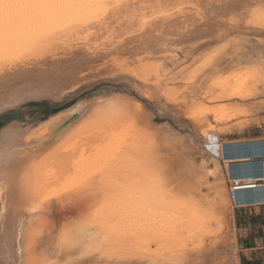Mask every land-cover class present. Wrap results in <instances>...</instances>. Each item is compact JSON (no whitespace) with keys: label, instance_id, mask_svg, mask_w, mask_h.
Masks as SVG:
<instances>
[{"label":"rangeland","instance_id":"1","mask_svg":"<svg viewBox=\"0 0 264 264\" xmlns=\"http://www.w3.org/2000/svg\"><path fill=\"white\" fill-rule=\"evenodd\" d=\"M202 1L152 0L141 6L140 0H119L118 6H110L99 18L70 15L66 23L47 30L60 31L55 38L41 37L42 32L32 30L22 37L24 45L20 39L14 42L13 49L0 52V59L9 54L29 58L27 63L14 66V73L10 70L3 75L5 78L0 77V97L7 90L21 88V93L25 92L46 74L51 83L45 88L52 89L54 84L60 90L67 88L59 100H26L1 111L0 129L8 123L25 131L40 128L77 103L95 97L106 100L113 95L134 110L147 106L139 123H133L127 111L128 118L115 123L92 122L98 123V128L94 129L96 124L89 126L94 127L78 135L79 139L84 137L82 140L76 139L77 134L67 139L69 142L62 145L73 148L70 151V147H64L70 167L67 165L61 174L58 168L66 155L61 152V162L51 156L59 164L53 172L57 162L49 166L53 163L50 158L47 166L53 170H44L55 174L45 175L51 181L44 177L45 182H51L44 184L43 190L48 213L45 227L32 239L34 259H47L51 264H242L246 256L238 244L229 187L222 171L224 164L206 153L203 145L208 134L218 137L220 143L264 138L260 126L264 121V79L260 75L259 52L264 36L255 25L245 22L237 28L233 23L239 16H250L261 0H229L233 2L230 4L228 0H209L210 4ZM116 3L117 0L110 5ZM125 7L133 11L128 17L137 14L142 22L157 14L172 20L168 28L176 32L172 36L169 30L168 35L162 32L169 40L165 42L166 51L160 53L163 60L159 64L150 58L151 54L135 50L134 40H127L131 36L117 41L112 22L120 21L119 12ZM74 24L83 31L90 24H106L108 30L100 34V42H117L102 46L91 42L87 33L73 36L77 34L66 28ZM250 27L253 30L246 31ZM81 36V41L75 40ZM250 37H254L255 54L244 42ZM132 53L137 57L140 54L143 66L152 61L150 67L132 65L137 59L133 57L131 61ZM29 54L35 56L34 60ZM210 60L215 62L211 72L206 67ZM158 82L161 85L157 87ZM149 113H154L151 119ZM113 125L117 130L120 126L121 133H114ZM215 160L219 161L218 173L208 176L207 170ZM86 181L95 185L89 189L93 194L87 204L74 208L66 203L62 194ZM85 229L92 230L91 240ZM61 230L64 236L59 235ZM40 240L48 247L37 251Z\"/></svg>","mask_w":264,"mask_h":264},{"label":"bare ground","instance_id":"2","mask_svg":"<svg viewBox=\"0 0 264 264\" xmlns=\"http://www.w3.org/2000/svg\"><path fill=\"white\" fill-rule=\"evenodd\" d=\"M114 1L116 0H108L109 5L113 3ZM140 1H141L140 3L141 6H144L148 3H152V0H140ZM202 2H205V1L203 0ZM207 2L208 4L211 3L209 0L206 1V3ZM227 2H229V0ZM230 2L233 3L232 1ZM230 2L227 4H230ZM126 8L128 7H125V9H122L119 12V14L122 15L120 17V21L112 22V24L115 25L114 31H117L115 33V36L117 37L116 38L117 41L122 37H125L128 35L131 36V38L127 40H131V41L134 40L132 43L133 44L132 46H134V49L140 52L141 54L153 55V57L150 55V58L151 59L155 58L159 64L160 61L163 60V57L161 56L160 53L166 51L165 42L169 40L166 38V35L162 34V32H165L168 35L169 33L168 30H169L172 32L171 36L174 35L176 32L168 28L172 20H169V18H164L163 16H159L160 14H157L158 17H154L149 20L146 18H143V20H148V21L142 22V21H139L140 19L139 20L137 19L138 17L137 14H135L133 17H128L130 14L133 13V11L129 10V8L128 9ZM77 11L81 12L82 14L74 15V16L78 18H82V19L83 18L90 19L91 17L95 16L93 13L96 10L91 9V8H85V9L77 10ZM102 12L103 11H101L100 13ZM155 13L157 12H154L153 14ZM69 16L70 15H67V14L52 16L46 10H43V9L28 8V7H15V8L8 9V8H5L3 5H0V23H2L4 27H6L9 31L13 33L14 42L20 39L23 42L24 40L22 39V37H24L28 32L32 30H38L42 32L40 33L41 37L49 36L50 38H55L60 33V31L51 30L52 32L50 31L48 32L47 30L53 27L54 25L58 26L60 25V23H66V20L69 18ZM123 16H127L130 19L124 18ZM118 18L119 17H117V19ZM163 20L168 21V22L165 23L163 22ZM75 24L66 28L67 32L70 31V33L72 32L71 34H74V33L77 34L73 36H79V35H83L87 33L88 34L87 37L88 39H91L90 40L91 42L96 41V43L98 44L100 43L101 45L103 44L104 46H105V43H108L109 45V43L113 44L117 42L116 40H113L114 42H112V41H107L106 39H103L104 43L100 42V39H99V37L101 36L100 34L108 30V25L106 24L102 26L101 24L103 23L93 24V25L90 24L88 25L89 29L87 31H83V30H80V28H76L75 26L77 25ZM143 27H145V29H143ZM48 33H52V34L48 35ZM145 33H148V34L146 36L141 35ZM97 37L99 41L96 40ZM81 38L83 37L82 36L76 37L75 40L81 41ZM129 44L130 43H127V45ZM23 45H24V42H23ZM28 46L29 45H27V47L25 46V48H28ZM129 46L131 48V45ZM132 54H134L135 56L132 55L130 57L131 61L133 60V57H137L135 53H132ZM137 55L138 57L136 60L132 62V65L134 64L142 65V63L144 62L140 54H137ZM29 56L32 58L34 55L31 56V54H29ZM28 59L29 58H25V59L22 58L19 62H26ZM32 60L34 59L32 58ZM151 62L152 61L148 60L146 61L145 66H143L145 63L144 62L142 66H138V67L140 68L147 67V64L150 67ZM18 63H8V62H5L3 58L0 59V73H1L0 77L3 76L4 74L6 76V73H9L10 70H12L13 72L12 68L18 65ZM64 66H65V63H64ZM60 67L62 66L60 65ZM140 68H138V71L141 73ZM57 71L56 72L54 71V74L57 73ZM99 72L100 71H98L97 73ZM38 73H35L37 74V77H39ZM61 73L62 72H60V76H61ZM143 77L145 78V76ZM39 78L40 79L42 78L40 81V83L41 82L42 83L38 84L35 82L36 84L35 83L32 84L35 86L28 88L27 90H25V92L21 93L20 91L21 88L16 91L7 90L6 91L7 94L4 95L5 97L4 96L0 97V112L7 110L9 108L17 107L18 105H20L26 100H37V99H43V98H51V99L59 100L63 96L64 92L67 91V88H62L60 90L61 87L59 88L55 84L53 85L55 86L54 89H53V86H52V89H49V87L45 88L47 87V85H50L49 83H51L48 79L47 74L46 76H42V77L40 76ZM159 85L161 84H159L158 82L157 87ZM71 88H73V86H71ZM127 106H128L127 104L120 101L118 98H115L113 95L107 96L106 100L104 99L101 100V98L95 97L85 102L82 101V102L77 103L68 111L56 115L50 121L48 120V122L43 124L42 127L40 128L32 129L30 131H25L21 129L17 124L8 123L5 127L0 129V264H18V262L21 259H23L24 264H39L42 258H40V260L37 259L38 257L34 259V256H33L34 243L32 242V239H34L36 235H39L41 233V230L45 227L44 225L45 214L48 213V209L46 208V206L48 205L45 206V201H47V199L44 200L43 198L46 194H44L45 192L43 190L46 189V186L44 188V184L46 185V183L49 182L48 180L47 182H45L46 181L45 179L50 178V181H51L52 178L45 177V175L49 174L48 173L49 171L47 170L49 167L47 166V164L49 165L51 162H53L49 165V166H53L52 164H55V162L62 161L60 164H63V165H60L59 166L60 168L57 167L58 172L60 171V174H61L63 172L62 170L65 169V167L67 168L68 167L67 165H69V161L66 160L67 156H69V153L68 155L65 154L66 150L64 149V147L65 148L70 147V146L68 147L63 146L62 144L64 142L67 143L70 140H72V139L69 140V138H71L72 136L74 137V135L76 134H77V137L79 134L82 136L83 131L89 128V126L93 124L92 122H96L97 120H100V121L105 120V122L110 123L111 120H113L115 123V121L124 119L128 111ZM94 124H96L97 126H95ZM94 124H93L95 126L94 129H97L98 123H94ZM118 124H121V122ZM122 124L121 126H123ZM92 127H90L89 129H92ZM104 127H107V126H104ZM111 127L115 129L117 126L115 127L113 125ZM111 127H107V128H111ZM120 128H121L120 126L118 127V130L116 128L114 133H116L117 131H120V132H117V134L121 133V130H119ZM210 136L212 135L210 134ZM213 137L217 139L215 135H213ZM67 139L69 141L66 142ZM76 139L82 140L81 137L80 139L79 137ZM216 139H214L212 143L215 145V148L217 150L214 152H210V155H212L215 158H220L223 160V162L225 163L224 167L228 175H232L233 173L239 172V171L241 172L240 177L238 178V181L237 179L231 178L229 176L230 181L233 183L231 187L232 189H234V192H235V199L232 202H234L236 206L247 204V203H261V199L262 197H264V192H262V190H264V186H259V184L257 183L258 178L257 176H254V174L253 175L251 174L249 175L248 173L245 175L243 174L245 173V171L247 172L248 170H250V167L256 164L257 162H260L264 167V140L263 141L253 140V142H250V143L247 142V143L233 144L227 147H223L221 143L220 144L216 143ZM70 143L72 144V142ZM70 143L68 145H71ZM64 145H67V144H64ZM61 148L65 150V152L63 150H60ZM71 148L72 147H70V149ZM72 149L70 151H72ZM56 151L57 153H54ZM61 152L64 153V155H66L65 158H61L64 156L63 154H62L63 156H61ZM53 155L56 156L57 161L55 157H54L55 159L51 158V156ZM59 156L61 158V161L59 160L60 158L58 159ZM50 158L52 159V161L50 160ZM67 159L70 160V157H68ZM65 160L67 162L66 164L63 163V161L65 162ZM214 162H215V165L212 168L207 170L208 176H214L218 173V169H219L218 162L219 161L215 160ZM58 164L59 163L57 162V164H55L53 168H55L56 165L58 166ZM45 168L48 172H45L46 171ZM51 169L52 167L49 168V170ZM54 171L56 172V168L53 170V172ZM53 172H51L50 174L54 175L55 173L53 174ZM66 175L67 173L64 175V177ZM54 177H56V175ZM58 177L59 176H57V178ZM263 180H264V175L262 176V183H263ZM239 181H242L243 183ZM224 202H226V200H224ZM84 232L87 233L86 234L88 236L87 238L91 240L90 238L92 237L91 235L92 230L85 229ZM59 235L64 236L62 230L59 232Z\"/></svg>","mask_w":264,"mask_h":264},{"label":"snow or ice","instance_id":"3","mask_svg":"<svg viewBox=\"0 0 264 264\" xmlns=\"http://www.w3.org/2000/svg\"><path fill=\"white\" fill-rule=\"evenodd\" d=\"M247 0H240V3H246ZM119 0H117V3L115 5H109L108 0H0V5H3L5 8L11 9L15 7H28V8H36V9H43L46 10L50 15H80L81 12H78L77 10H82L85 8H91L95 9L96 11L93 13L94 15L99 18V13L101 11H105L110 6H118ZM240 4H237V7H239ZM247 23L248 25H255L260 28V35L264 36V0H261V4L258 8H255L252 10V13L250 16H239L237 19L233 21L234 25L237 28H241L244 23ZM253 29L250 27L246 31L251 32ZM52 33H48V35H51ZM254 40V37H250L244 42L249 44L248 51L255 54V48L252 44V41ZM261 47L259 48L260 52V59H261V78L264 79V39H261L259 42ZM15 47L14 43V35L11 31H9L6 27L3 26L2 23H0V52H7ZM22 55H5L3 59L5 62L8 63H18L22 59ZM215 66L214 61H207L206 67L209 72L212 71V68ZM230 77H226L225 79H229ZM74 90L69 89V92H72ZM242 95V93H239ZM65 99H67V96H65ZM147 106H145V109ZM145 109H136L134 110L131 105L128 106V113L133 123H139L141 120L144 119V113ZM154 113L148 114V119H151ZM170 125L171 122L169 121ZM261 128L264 129V121H261ZM214 137L207 136V142L203 145L205 148V151L207 152H214L217 149L215 148V145L212 143L214 141ZM95 188L94 184H90L89 181H86L84 184H78L74 187L67 189L62 196L66 197V203H70L74 206V208H79L85 204H87L88 200L92 196V191L89 189ZM264 192V190H262ZM261 203H264V197L261 199ZM48 245L45 241L40 240L37 242L36 250L39 251L41 248H47ZM260 247L264 249V237L260 239ZM23 251V249H22ZM18 264H24L23 259H21ZM39 264H51L50 261L47 259H43L39 262ZM66 264V262H65Z\"/></svg>","mask_w":264,"mask_h":264},{"label":"crops","instance_id":"4","mask_svg":"<svg viewBox=\"0 0 264 264\" xmlns=\"http://www.w3.org/2000/svg\"><path fill=\"white\" fill-rule=\"evenodd\" d=\"M253 140L263 141L264 138L234 139V140H227L226 142L221 144L223 147H227L233 144H240L247 142L250 143L253 142ZM220 160L225 166L223 160L222 159ZM224 166L222 171L227 179L226 184L230 188L233 184L230 181V177L237 179L238 181L241 172L239 171L233 173L232 175H228ZM263 169H264L263 165L260 162H257L256 164L250 167V170H248L247 172L245 171L243 175L247 173L249 175L254 174V176H257L258 178L257 183L259 184V186H264V184L262 183V176L264 175ZM239 182L243 183L242 181ZM231 203L234 210L233 220L238 237V244H240V249L246 256L245 259L242 260V264H264V249L260 247V239L264 237V203H247L239 206H236L235 203L232 201Z\"/></svg>","mask_w":264,"mask_h":264},{"label":"built area","instance_id":"5","mask_svg":"<svg viewBox=\"0 0 264 264\" xmlns=\"http://www.w3.org/2000/svg\"><path fill=\"white\" fill-rule=\"evenodd\" d=\"M208 135H210V134H208ZM211 135L213 137V134H211ZM206 142H207V137H205V143ZM216 143H219L220 144V140L218 139V137L216 139ZM205 152L208 153V154H210V152H207V151H205ZM263 183H264V180H263ZM229 199H230V201H233L235 199V192H234V189H232V187L229 188Z\"/></svg>","mask_w":264,"mask_h":264},{"label":"trees","instance_id":"6","mask_svg":"<svg viewBox=\"0 0 264 264\" xmlns=\"http://www.w3.org/2000/svg\"><path fill=\"white\" fill-rule=\"evenodd\" d=\"M6 125V124H5ZM3 127V126H2Z\"/></svg>","mask_w":264,"mask_h":264}]
</instances>
